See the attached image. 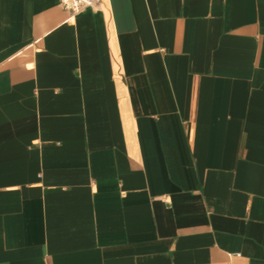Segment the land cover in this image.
<instances>
[{
    "label": "crops",
    "instance_id": "obj_1",
    "mask_svg": "<svg viewBox=\"0 0 264 264\" xmlns=\"http://www.w3.org/2000/svg\"><path fill=\"white\" fill-rule=\"evenodd\" d=\"M0 264H264V0H0Z\"/></svg>",
    "mask_w": 264,
    "mask_h": 264
},
{
    "label": "built area",
    "instance_id": "obj_2",
    "mask_svg": "<svg viewBox=\"0 0 264 264\" xmlns=\"http://www.w3.org/2000/svg\"><path fill=\"white\" fill-rule=\"evenodd\" d=\"M62 5L66 10L78 13L88 7H98L100 0H62Z\"/></svg>",
    "mask_w": 264,
    "mask_h": 264
}]
</instances>
